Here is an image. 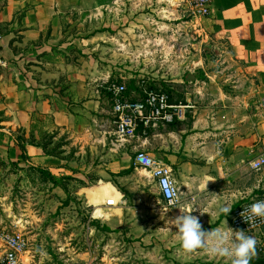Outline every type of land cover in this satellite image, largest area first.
<instances>
[{
  "label": "crops",
  "instance_id": "obj_1",
  "mask_svg": "<svg viewBox=\"0 0 264 264\" xmlns=\"http://www.w3.org/2000/svg\"><path fill=\"white\" fill-rule=\"evenodd\" d=\"M119 2L0 0V159L19 161L24 145L33 164L57 169L60 158L47 155L39 141L46 132L66 133L73 144L90 131L81 117L105 128L107 120L96 117H113L106 109L108 81L101 77L98 83L92 67L79 65L72 29L79 15L99 7L110 11ZM203 24L228 65L215 61L211 71L208 61L206 70L196 47L195 68L204 79L189 83L186 119L148 129L127 152L114 147L105 169L118 174L130 167L128 154L144 153L171 169L180 203L199 201L211 191L228 201L264 200V168L249 167L264 154V0H213ZM118 34L123 38L103 34V42L118 46V58L135 56L136 41Z\"/></svg>",
  "mask_w": 264,
  "mask_h": 264
},
{
  "label": "rangeland",
  "instance_id": "obj_2",
  "mask_svg": "<svg viewBox=\"0 0 264 264\" xmlns=\"http://www.w3.org/2000/svg\"><path fill=\"white\" fill-rule=\"evenodd\" d=\"M191 10L189 0H120L110 11L99 7L86 17L79 15L82 20L72 29L78 42L76 59L81 61L79 65L94 69L98 83L103 77L107 87L124 85L129 98L139 99L145 91H162L172 103L185 104L189 83L204 79L202 71L195 68L196 47L206 61V70L208 61L211 71L216 69L215 61L228 65L204 30L205 20L197 26ZM119 31L136 41L131 47L139 53L118 58V46L103 42V34L123 38ZM156 48L161 52H150ZM106 109L111 113L110 100ZM81 118L90 130L83 133L85 138L72 144L66 133L58 136L53 131L39 140L47 155L60 158L57 169L49 170L29 159L14 163L0 159V227L25 235L35 264H230L227 258L211 255L207 251L210 245L183 252L178 229L171 221L181 214L182 207L194 210L203 230L227 231L232 211L242 202L224 200L211 191L199 201L166 208L148 173L133 167L136 154H128L131 170L119 171H129L126 174L118 176L105 169L111 149L121 145L127 152L137 138L146 137L141 129L136 139L122 141L114 135L113 117H96L97 121L107 120L101 122L105 128L90 117ZM3 120L0 117V123ZM108 200H114L116 206L108 208ZM225 205L232 208L226 217L219 213ZM246 235L257 240L250 264H263L264 235Z\"/></svg>",
  "mask_w": 264,
  "mask_h": 264
},
{
  "label": "built area",
  "instance_id": "obj_3",
  "mask_svg": "<svg viewBox=\"0 0 264 264\" xmlns=\"http://www.w3.org/2000/svg\"><path fill=\"white\" fill-rule=\"evenodd\" d=\"M189 1L197 26L211 16L213 0ZM1 38L2 35L0 33V40ZM107 93L110 97L111 114L114 119V135L122 141L135 139L139 129L146 136V132L150 128L183 122L191 109L188 104L172 103L169 96L161 91H145L139 99H132L127 97L124 85L113 84L108 86ZM261 158H264V154L254 160L258 162L256 168L252 167L253 161L249 164L253 172H260L264 168V160ZM133 167L148 173L166 208H175L180 203V192L178 193L179 202L175 205H169L168 199L158 187L162 175L172 176V171L169 167L144 153H136ZM157 172L161 173V175L154 174ZM259 200L261 199L244 201L235 207L231 213L229 223L233 231L244 230L246 234L260 233L264 235V221L257 218L255 223L249 225L240 215L244 208ZM106 206L108 208L115 207V201L108 200ZM0 248L2 250L0 253V264H35V255L31 254L29 240L19 231L9 232L0 227Z\"/></svg>",
  "mask_w": 264,
  "mask_h": 264
},
{
  "label": "clouds",
  "instance_id": "obj_4",
  "mask_svg": "<svg viewBox=\"0 0 264 264\" xmlns=\"http://www.w3.org/2000/svg\"><path fill=\"white\" fill-rule=\"evenodd\" d=\"M261 159L264 160V158ZM257 165V161L252 162V167L256 168ZM154 174L161 175L159 172ZM176 184L175 178L170 175H162L159 181L158 187L168 199L169 205L179 202L180 188H177ZM179 209L181 214L172 220L171 224L178 229L176 235L183 252L193 253L210 245L207 251L213 256L227 258L230 264H250L251 259L256 255L257 240L255 237L246 235L244 230L233 231L229 228L227 231L219 228L210 232L205 231L199 217L192 214L194 210L185 211L182 207ZM231 210V207L225 205L220 207L219 213L226 217ZM240 215L249 225L255 223L257 218L264 221V200L256 201L244 208Z\"/></svg>",
  "mask_w": 264,
  "mask_h": 264
},
{
  "label": "trees",
  "instance_id": "obj_5",
  "mask_svg": "<svg viewBox=\"0 0 264 264\" xmlns=\"http://www.w3.org/2000/svg\"><path fill=\"white\" fill-rule=\"evenodd\" d=\"M162 92V91H161ZM165 93V92H164ZM167 95H168V93H166ZM169 96V95H168ZM170 98V97H169ZM171 100V99H170ZM19 149H20V151H21V156H20V160H27L28 159V157H27V153H26V149H25V146L24 145H19ZM43 149H45V146H43ZM129 170H131V167H130V169ZM127 172H129V171H122L121 173H118V176H120L121 174H126ZM49 176L52 178V180H53V183L56 181V179L53 177V176H51L50 174H49ZM54 184H56V183H54ZM264 264V263H263Z\"/></svg>",
  "mask_w": 264,
  "mask_h": 264
}]
</instances>
